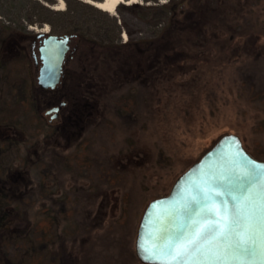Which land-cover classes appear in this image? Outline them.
<instances>
[{
	"label": "rangeland",
	"instance_id": "rangeland-1",
	"mask_svg": "<svg viewBox=\"0 0 264 264\" xmlns=\"http://www.w3.org/2000/svg\"><path fill=\"white\" fill-rule=\"evenodd\" d=\"M168 1L125 0L106 12L85 0H64V5L58 0H0V223L8 227L0 228L6 239L0 238V257L19 251L37 264H69L57 252L81 248L78 264H143L135 240L147 204L170 191L210 148V138L237 133L255 157L264 159V47L254 46L257 41L264 46V34L247 32V38L239 30H212L219 47L201 57L213 61L208 77L213 84H206V72L191 77L203 65L197 56L188 65L183 62L187 72L163 79L160 89L137 80L103 91L104 104L93 106L85 119L73 120L70 134L63 127L74 119L70 109L50 124L49 106L103 64L96 50L83 49L86 38L141 46L167 25L171 12L163 5ZM251 5L264 20V0ZM181 7L190 10V1ZM45 29L75 34L73 45L82 39L55 92L38 86L28 48L11 51L12 39L27 46ZM178 49L190 53L188 46ZM96 205H101L103 222L93 230V240L85 239L84 222L94 219L87 214ZM126 252L131 257L124 261Z\"/></svg>",
	"mask_w": 264,
	"mask_h": 264
},
{
	"label": "trees",
	"instance_id": "trees-1",
	"mask_svg": "<svg viewBox=\"0 0 264 264\" xmlns=\"http://www.w3.org/2000/svg\"><path fill=\"white\" fill-rule=\"evenodd\" d=\"M186 1L188 0H169L166 2L163 5L164 9L171 12L167 25L161 30L159 36L145 41L141 46L132 43V41L118 44H103L91 38H86L83 43V49H90L91 52L96 50L97 56L100 57L98 59L103 61V64L100 62L96 71H93L94 76H88L87 79L80 80L76 86H70V89L67 90L64 98L67 101L65 110L70 109L73 116L70 113H68V116L74 118L63 126L64 128L66 127L68 134L72 133L73 124L71 122L73 120H80L81 117L85 119L91 114L93 106L96 107L97 105L104 104L105 92L103 91L107 90L109 93V91L115 88L118 89L122 83L137 80L144 87L150 86L151 88L157 87V89H160L158 85L164 83L163 79L169 80V75L172 76L178 72L184 73L188 71L183 65L184 61L188 65L189 61L198 58L197 56H210L213 53V48L216 49L215 46H218L212 40V30L217 28L225 30V32L226 30L230 32L239 30L247 38L251 37L247 32H251V35L254 36L264 34V20H261V14L256 13L251 5L253 0H189L191 9L185 12V10H182L181 5ZM247 38L244 40L246 41ZM226 40L232 41L233 38L229 37ZM182 45L188 46L190 53L178 49ZM254 46L255 49L264 47L263 45L259 46L258 41L255 42ZM222 47L224 48V46ZM240 47L242 48L240 53L244 54L246 45L242 44ZM200 57L198 65H203L200 69L197 68L196 71L198 72L194 73L191 77L201 76L202 72H206V84H213V82L208 81V77H211L209 67H211L210 65L213 61ZM212 57L215 58L213 55ZM206 62L209 63L205 67L204 63L206 64ZM183 67L184 70H182ZM165 76H168V78H165ZM67 80H69V77ZM61 99L63 98L61 97ZM218 137L214 136L210 138L212 139V144ZM242 139L245 147L248 149L245 139ZM104 199L107 202L112 201L109 196L108 198L105 196ZM89 201L91 204L95 203V200ZM108 205L104 207L105 210ZM100 208L101 205L100 207L96 205L95 211L91 210L87 214L88 218L93 217L94 219L92 221L85 220L84 222L87 228L84 231L89 234L85 239L91 237L93 240V230L98 227L100 228V225H102L103 220H99V217L103 211L99 213ZM2 224L1 222L0 228L4 230L8 229L7 226ZM0 238L5 243L6 239H4L1 233ZM124 244V242H121V246ZM64 247L65 245L62 246V248ZM57 253L61 254L69 264H78V262L81 263L79 260L83 254V250L81 248L78 251L74 249L67 254L63 249ZM125 255H122V258L124 261H127L131 255L128 252ZM53 262L54 260L51 261V264ZM0 264H37V262L35 257L33 260H28L22 252L17 251L2 255L0 257Z\"/></svg>",
	"mask_w": 264,
	"mask_h": 264
},
{
	"label": "snow or ice",
	"instance_id": "snow-or-ice-1",
	"mask_svg": "<svg viewBox=\"0 0 264 264\" xmlns=\"http://www.w3.org/2000/svg\"><path fill=\"white\" fill-rule=\"evenodd\" d=\"M205 184L183 205L186 219L154 244L153 258L158 264H264V172L230 169Z\"/></svg>",
	"mask_w": 264,
	"mask_h": 264
},
{
	"label": "water",
	"instance_id": "water-1",
	"mask_svg": "<svg viewBox=\"0 0 264 264\" xmlns=\"http://www.w3.org/2000/svg\"><path fill=\"white\" fill-rule=\"evenodd\" d=\"M68 35L51 34L40 47V58L32 52L37 74V84L43 89H54L66 79L65 64L69 55L76 51L77 46L70 50ZM70 53L67 55V53ZM65 101L47 111L57 117ZM264 172V159L255 157L244 145L241 136L234 132L222 134L216 142L197 161L183 171L173 183L167 194L153 198L146 206L141 217L136 240V256L144 264H158L153 258L154 244L160 243L164 236L175 231V224L186 219L183 205L189 195L197 193V186H206L210 177L225 176L230 169L252 168ZM219 181L217 182V185ZM213 185V186H217ZM221 203L219 199L216 201ZM143 245V247H142ZM144 249H148L145 251Z\"/></svg>",
	"mask_w": 264,
	"mask_h": 264
},
{
	"label": "flooded vegetation",
	"instance_id": "flooded-vegetation-1",
	"mask_svg": "<svg viewBox=\"0 0 264 264\" xmlns=\"http://www.w3.org/2000/svg\"><path fill=\"white\" fill-rule=\"evenodd\" d=\"M51 34H54V33H52V32H49V33H45V32H41V33H37L35 36H33V38L30 40V43L28 42L27 43V46L25 45V46H23L22 44H20L17 40H11V45H13L12 46V48H11V51H15V52H21V49L23 48V47H25L26 49L28 48V50L30 51L29 52V56L31 57V54H32V52L34 51V52H36L37 53V55H38V58H39V67L41 66V64H42V61H41V58H40V47L44 44V41L46 40V38H48V36L49 35H51ZM64 34H61L60 36H63ZM73 36H71L70 37V41H69V44H70V50H69V52L74 48V46H77V49H76V51H74V53L73 54H71V55H69L70 53L68 52L67 53V55H69V59H68V61H67V63L65 64V73H66V77L68 76V74H69V64H70V61H71V59H72V57L75 55V54H77L78 53V49H79V47H80V44H81V42H82V39H79V41L77 42V44L76 45H73L72 44V39L75 37V34H72ZM32 58V57H31ZM34 61V60H33ZM60 89V87H57V88H54V89H43V90H45V91H47V92H51V91H57V90H59ZM65 98V95H64V97H63V99H61V101L60 102H58V103H55V104H52L51 106H49V108H48V110L49 109H51V108H53V107H55V106H58L62 101H65V104L63 105V107L59 110V112H57V114H58V116L57 117H55V118H53V114H55V112H52V113H49L48 114V116L50 117L49 118V122H50V124H54V122L55 121H59L60 120V118H61V114H62V112L64 111V109H65V107L67 106V101L64 99ZM47 110V111H48ZM47 115V114H46Z\"/></svg>",
	"mask_w": 264,
	"mask_h": 264
},
{
	"label": "bare ground",
	"instance_id": "bare-ground-1",
	"mask_svg": "<svg viewBox=\"0 0 264 264\" xmlns=\"http://www.w3.org/2000/svg\"><path fill=\"white\" fill-rule=\"evenodd\" d=\"M61 5H64V0H58ZM86 2H90L97 6L98 8L106 11V12H114L119 4L124 2L125 0H100V1H95V0H85ZM138 0H127L128 3H133ZM46 32L47 30H43Z\"/></svg>",
	"mask_w": 264,
	"mask_h": 264
}]
</instances>
